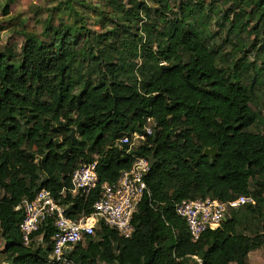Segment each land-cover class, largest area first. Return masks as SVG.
<instances>
[{
  "label": "trees",
  "instance_id": "16d2710c",
  "mask_svg": "<svg viewBox=\"0 0 264 264\" xmlns=\"http://www.w3.org/2000/svg\"><path fill=\"white\" fill-rule=\"evenodd\" d=\"M104 1L66 0L42 21V37L23 28L16 31L23 38L19 51L0 52L4 263L48 264L51 254L50 223L30 246L23 244L22 214L15 211L23 199L47 190L62 204L73 202L68 216L79 218L103 184L115 183L134 156H144L155 163L132 236L101 225L72 261L249 264V254L264 246V122L251 107L254 94L264 93V0H182L171 16L169 0H157L159 13L144 1ZM33 9L38 16L41 10ZM89 17L98 18L101 33H91ZM240 44L249 46L254 62L238 58ZM148 120L154 134L145 135L133 156L128 145L115 147L124 137L144 135ZM213 148V156L203 155ZM94 162L98 189L87 202L61 198L73 172ZM239 197L252 202L196 242L175 212L184 200Z\"/></svg>",
  "mask_w": 264,
  "mask_h": 264
},
{
  "label": "built area",
  "instance_id": "2783aa9c",
  "mask_svg": "<svg viewBox=\"0 0 264 264\" xmlns=\"http://www.w3.org/2000/svg\"><path fill=\"white\" fill-rule=\"evenodd\" d=\"M151 121L148 120V124ZM154 134L153 127L147 125L144 135L134 134L132 138L144 140L145 135ZM132 138L124 137L115 143V147L128 145L127 155H132ZM133 156V155H132ZM150 159L144 156H134L132 166L123 171L113 184H103L99 188L96 201L88 209V214L79 218L68 216L74 211L73 202L62 204L49 191L40 190L31 199H23L15 211H20L22 218L19 230L23 244L28 247L32 236L39 229L50 223L54 228L51 237V254L48 264H75L71 256L77 246L88 244L96 237L98 228L103 225L116 231L120 237L128 239L134 232L133 216L148 188L145 181L150 167ZM97 163L84 164L78 167L71 177V189L61 192V198L70 195L71 200L79 199L87 202L89 197L98 189L96 173ZM249 197H239L229 203L217 200H184L175 207L176 214L185 222L193 242L198 241L208 230L217 229L227 218L229 212L251 203ZM40 239L36 245H40Z\"/></svg>",
  "mask_w": 264,
  "mask_h": 264
},
{
  "label": "rangeland",
  "instance_id": "374dc122",
  "mask_svg": "<svg viewBox=\"0 0 264 264\" xmlns=\"http://www.w3.org/2000/svg\"><path fill=\"white\" fill-rule=\"evenodd\" d=\"M66 0H0V52H4L7 50L15 51L16 53L19 51L21 44L23 43V38L16 34V31L21 29H26L28 32L34 33L37 36L42 37L43 33V24L42 21H45L48 17V14L52 10H56L58 7L62 10L63 4ZM86 4H90L93 6H104V0H83ZM125 4H128L131 0H122ZM135 1H144L146 5L150 7L153 12L159 13L161 12L160 7L157 5V0H135ZM182 0H169L170 2V9L167 14L168 16L173 15L177 11V6L179 2ZM9 2V3H8ZM7 4L10 5L9 7V15L4 16L2 13L3 7ZM34 8H39L41 11L39 15H35ZM78 10H82L81 7H77ZM49 12V13H48ZM91 16V15H90ZM97 17H89L87 20V27L91 31V33H101V30L97 24ZM52 24L54 26L58 25V15L55 14L52 19ZM216 20H214L213 24H215ZM211 30L214 32L216 31V27L212 25ZM243 36L241 37V39ZM217 43L220 44L221 40H217ZM242 53L238 55V58H245L243 59L248 64L255 61V54L250 52L249 46L240 44ZM85 50L88 47L84 48ZM229 50V49H228ZM245 53V54H244ZM86 62V60H82ZM228 65H230L228 63ZM232 70V67H230ZM253 102L251 107L260 112L261 119L263 118L264 122V93L257 91L254 94ZM262 123V120H261ZM258 127H255L253 131H260L263 127L261 124ZM148 125L154 127L155 123L150 122ZM75 135V133H74ZM76 138V135H75ZM131 140L132 143V152L138 147L142 145V140L134 139ZM256 222V221H255ZM97 238L95 237V240ZM3 241L0 239V264H5L4 259L5 257L2 256L1 250L3 248ZM84 247H87V244L84 243ZM248 263L249 264H264V246L259 250L252 252L248 256Z\"/></svg>",
  "mask_w": 264,
  "mask_h": 264
},
{
  "label": "water",
  "instance_id": "95a60500",
  "mask_svg": "<svg viewBox=\"0 0 264 264\" xmlns=\"http://www.w3.org/2000/svg\"><path fill=\"white\" fill-rule=\"evenodd\" d=\"M164 68H167V67H164ZM73 137H74V130L71 133V138H73ZM215 152H216V149L213 148L211 150H205L203 155L204 156H213L215 154ZM154 163H155L154 157H151L150 158V163H149L150 169H152V167L154 166Z\"/></svg>",
  "mask_w": 264,
  "mask_h": 264
},
{
  "label": "crops",
  "instance_id": "0c3cea01",
  "mask_svg": "<svg viewBox=\"0 0 264 264\" xmlns=\"http://www.w3.org/2000/svg\"><path fill=\"white\" fill-rule=\"evenodd\" d=\"M40 245H42V243H41ZM3 249H4V244H3V248H2V250H3ZM2 250H1V251H2Z\"/></svg>",
  "mask_w": 264,
  "mask_h": 264
}]
</instances>
